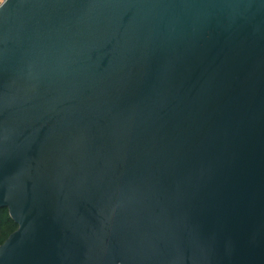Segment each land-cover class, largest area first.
<instances>
[{
  "label": "water",
  "instance_id": "water-1",
  "mask_svg": "<svg viewBox=\"0 0 264 264\" xmlns=\"http://www.w3.org/2000/svg\"><path fill=\"white\" fill-rule=\"evenodd\" d=\"M0 264H264V0L0 5Z\"/></svg>",
  "mask_w": 264,
  "mask_h": 264
},
{
  "label": "trees",
  "instance_id": "trees-1",
  "mask_svg": "<svg viewBox=\"0 0 264 264\" xmlns=\"http://www.w3.org/2000/svg\"><path fill=\"white\" fill-rule=\"evenodd\" d=\"M17 229L8 211L5 208L0 209V246Z\"/></svg>",
  "mask_w": 264,
  "mask_h": 264
},
{
  "label": "built area",
  "instance_id": "built-area-1",
  "mask_svg": "<svg viewBox=\"0 0 264 264\" xmlns=\"http://www.w3.org/2000/svg\"><path fill=\"white\" fill-rule=\"evenodd\" d=\"M4 1H6V0H0V5H1Z\"/></svg>",
  "mask_w": 264,
  "mask_h": 264
}]
</instances>
